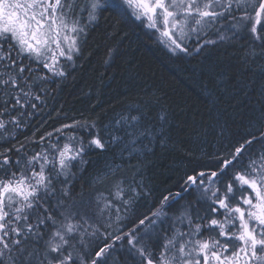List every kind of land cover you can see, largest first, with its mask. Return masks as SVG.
<instances>
[{"label": "snow or ice", "instance_id": "obj_1", "mask_svg": "<svg viewBox=\"0 0 264 264\" xmlns=\"http://www.w3.org/2000/svg\"><path fill=\"white\" fill-rule=\"evenodd\" d=\"M106 11L146 22L173 53L247 39L245 62L264 59V0H0V141L15 139L42 111L34 101L46 103L49 83L68 75ZM210 33L215 39H206ZM116 51L108 48L104 62ZM80 117L0 150V264H109L110 241L125 240L124 264H264V131L194 164L177 191L117 235L108 229L143 195L140 169L129 165L135 172L128 179L121 166H106L84 199L83 189L74 192L73 168L107 144L123 142L129 157L150 152L155 131L139 109L114 121L123 135L107 138L98 117ZM258 123L264 125V110ZM178 199L185 203L169 217L165 208Z\"/></svg>", "mask_w": 264, "mask_h": 264}, {"label": "trees", "instance_id": "obj_2", "mask_svg": "<svg viewBox=\"0 0 264 264\" xmlns=\"http://www.w3.org/2000/svg\"><path fill=\"white\" fill-rule=\"evenodd\" d=\"M248 43L241 39L216 46L199 57L176 55L131 16L106 11L92 27L83 55L76 59L74 67L67 68L68 75L49 83L43 93L46 103L34 101L42 111L30 119L28 127L14 132L15 139L9 143L0 141V150L24 143L25 137L31 138L34 132L38 137L52 131L73 116L80 119L81 113L89 119L98 117L104 136V126L130 106H143L150 118L159 119L158 113L162 112L166 116L164 143L143 157L121 160L123 175L131 179L135 168L129 165H135L140 169L135 179L142 178L144 186L143 195L127 214L128 230L138 218L155 210L169 190H177L180 177L194 164H207L210 157L227 155L249 132L259 135L258 123H253L264 110L259 92L264 75L252 61L248 64L242 58ZM110 47L117 51L105 63ZM58 111L67 116L57 115ZM114 153L110 144L105 150H89L85 156L88 163L73 168L77 173L74 192L83 189L84 199H88L90 179ZM96 188H106V184ZM122 244L126 245V240ZM121 245L113 251L124 264L128 258Z\"/></svg>", "mask_w": 264, "mask_h": 264}, {"label": "rangeland", "instance_id": "obj_3", "mask_svg": "<svg viewBox=\"0 0 264 264\" xmlns=\"http://www.w3.org/2000/svg\"><path fill=\"white\" fill-rule=\"evenodd\" d=\"M137 22H139V23H142L141 21H138V20H136ZM143 25H145V27L147 28V30H149L150 32H152V35L153 36H156V39H158L160 42H161V38L158 36V34L155 32V30L154 29H150V28H148L147 26H146V22H143L142 23ZM206 39H215V35L214 34H209L207 37H206ZM244 40V39H243ZM245 40H247V39H245ZM248 42L250 43V41L248 40ZM171 53H173L167 46H166V44L164 43V42H161ZM227 43H230V42H217V44L216 45H208V46H206L204 49H203V51L202 52H200L199 54H197V53H192V54H190V55H192V56H197V57H199V56H202L203 54H208L210 51H212L214 48H216V46H221V45H224V44H227ZM248 43V44H249ZM173 54H176V55H181V54H183V55H187L188 56V54H184V53H181V52H177V53H173ZM252 63H254L255 65L254 66H257V70H259V73L260 74H263L264 75V72H262L261 70H260V66L261 65H264V61H263V59L260 57H257L254 61H252ZM257 64V65H256ZM263 79H264V77H263ZM260 86V88H259V92H260V97L263 99V101H264V96H262L261 95V92L262 91H264V81L262 82V83H260L259 84ZM141 110V111H143L142 110V108H139V107H137V106H130L127 110H125V111H122V112H119L116 116H115V118L112 120V123H110V124H108L107 125V127H105V128H103V130H104V136L107 138L108 137V134L109 133H111V134H113V135H123V129L122 128H119V127H117V126H115L114 125V121L116 120V119H119V117L121 116V115H124V114H126V113H129V112H131V114H136V112H137V110ZM260 115L258 114V117H259ZM145 120L148 122V123H151L152 124V126H153V129H154V131H155V139H153V142H152V144L150 145V147H151V151L150 152H152L153 151V149L157 146V145H159V144H161L160 143V140L161 139H163L164 140V127H163V120H160V119H156V116H154V117H152V118H150L148 115H147V113H146V117H145ZM258 123V120H256V123L254 122L253 124H257ZM259 126H260V129H259ZM260 130V131H264V125H261V124H257L256 125V130ZM147 141H145V143H146ZM110 145H112L114 148H115V153H114V157L113 158H111V159H107L106 160V162H105V164L98 170V173H96V175H94L91 179H90V182L91 183H93V179L98 175V174H102V173H104L106 170H107V168H106V166H117V165H119V166H123V163H122V161L121 160H126V159H129V158H132V157H143V156H145L147 153H150V152H148V151H142L141 153H136V152H133L132 153V157H129L128 156V150H125V151H121L123 148H124V143L123 142H120V143H117V144H110ZM162 145V144H161ZM132 146H129V149L131 148ZM139 147H141V148H143V145H139ZM106 187H107V184H106ZM186 199H190V197H186ZM185 203V201H183V200H177V203H174V204H172L171 205V207H166L165 208V211L169 214V217H173V216H175V215H178L179 214V212H180V210H181V208H182V205ZM128 212L129 211H127V212H125L124 210H123V208L121 209V213H120V215H121V220H120V222L119 223H113L112 224V227L111 228H109L108 229V231L110 232V233H113V234H120V231H123V232H128V230H126V228H128V227H126L127 226V219H129V217L127 216V214H128ZM115 220V217L113 216V221ZM205 235H208V233H205ZM112 243H114L115 244V248L114 249H116V246H120L121 245V243L123 242V241H111ZM120 244V245H119ZM117 251L116 250H114L113 252H112V254H111V256L109 257V260H111L112 259V257H114L115 256V253H116ZM124 252V254H125V250L123 251ZM125 257L126 258H128L127 257V253H126V255H125Z\"/></svg>", "mask_w": 264, "mask_h": 264}, {"label": "bare ground", "instance_id": "obj_4", "mask_svg": "<svg viewBox=\"0 0 264 264\" xmlns=\"http://www.w3.org/2000/svg\"><path fill=\"white\" fill-rule=\"evenodd\" d=\"M161 113H162V112H159L158 114H160V115H161ZM177 190H178V189H177ZM177 190H175V191H177ZM175 191H174V192H175Z\"/></svg>", "mask_w": 264, "mask_h": 264}]
</instances>
